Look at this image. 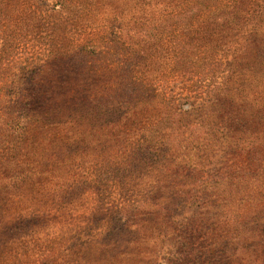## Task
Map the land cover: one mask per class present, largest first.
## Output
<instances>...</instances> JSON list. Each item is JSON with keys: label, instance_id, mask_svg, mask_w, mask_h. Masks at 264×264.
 <instances>
[{"label": "trees", "instance_id": "1", "mask_svg": "<svg viewBox=\"0 0 264 264\" xmlns=\"http://www.w3.org/2000/svg\"><path fill=\"white\" fill-rule=\"evenodd\" d=\"M32 1L37 74L71 75L33 88L24 131L129 144L126 158L149 171L103 236L105 264H264V0H0V10L10 18ZM45 183L21 179L40 193Z\"/></svg>", "mask_w": 264, "mask_h": 264}, {"label": "rangeland", "instance_id": "2", "mask_svg": "<svg viewBox=\"0 0 264 264\" xmlns=\"http://www.w3.org/2000/svg\"><path fill=\"white\" fill-rule=\"evenodd\" d=\"M36 10L33 1L14 5L10 18L0 10V264H46L54 250L50 264H105L103 236L124 197L133 201L136 184L146 180L135 177L149 171L126 158L129 144L83 145L70 127L24 131L26 99L39 94L33 88L54 79L67 86L71 75L52 65L37 74L45 46ZM29 77L37 85L26 86ZM26 173L46 180L43 193L22 186ZM74 242L78 254L68 258L64 249Z\"/></svg>", "mask_w": 264, "mask_h": 264}]
</instances>
